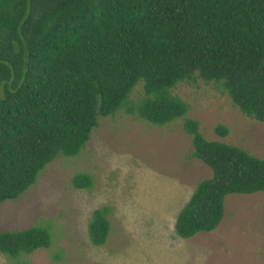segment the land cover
<instances>
[{
    "label": "trees",
    "instance_id": "1",
    "mask_svg": "<svg viewBox=\"0 0 264 264\" xmlns=\"http://www.w3.org/2000/svg\"><path fill=\"white\" fill-rule=\"evenodd\" d=\"M196 78L264 122V0H0V203L57 155H77L98 117L123 110L156 126L184 117L188 105L171 89ZM182 127L192 157L212 171L177 213L175 231L188 238L217 227L226 195L264 192V157L206 139L195 119ZM73 183L90 187L92 178L77 173ZM110 211L97 208L88 222L96 246ZM50 244L48 226L0 231V253L15 262Z\"/></svg>",
    "mask_w": 264,
    "mask_h": 264
},
{
    "label": "rangeland",
    "instance_id": "2",
    "mask_svg": "<svg viewBox=\"0 0 264 264\" xmlns=\"http://www.w3.org/2000/svg\"><path fill=\"white\" fill-rule=\"evenodd\" d=\"M172 93L188 110L184 117L152 125L123 110L98 117V125L75 156L57 155L19 197L0 203V231L48 226L51 244L15 262L0 253V264H264V192L230 193L212 231L177 235V213L211 168L192 157L183 119L199 123L208 140H218L264 157V122L244 115L213 82H178ZM141 92L138 83L131 93ZM217 124L229 130L214 132ZM77 173L90 187L73 183ZM109 206L111 229L96 246L88 236L93 211Z\"/></svg>",
    "mask_w": 264,
    "mask_h": 264
}]
</instances>
